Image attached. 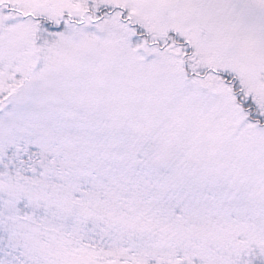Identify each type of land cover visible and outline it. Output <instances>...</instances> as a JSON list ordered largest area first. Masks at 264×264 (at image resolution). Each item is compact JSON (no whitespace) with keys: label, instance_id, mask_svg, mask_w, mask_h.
Returning a JSON list of instances; mask_svg holds the SVG:
<instances>
[{"label":"snow or ice","instance_id":"snow-or-ice-1","mask_svg":"<svg viewBox=\"0 0 264 264\" xmlns=\"http://www.w3.org/2000/svg\"><path fill=\"white\" fill-rule=\"evenodd\" d=\"M0 264H264V0H0Z\"/></svg>","mask_w":264,"mask_h":264}]
</instances>
